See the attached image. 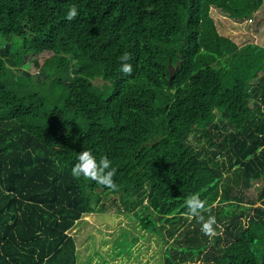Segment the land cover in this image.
<instances>
[{
	"label": "trees",
	"instance_id": "trees-1",
	"mask_svg": "<svg viewBox=\"0 0 264 264\" xmlns=\"http://www.w3.org/2000/svg\"><path fill=\"white\" fill-rule=\"evenodd\" d=\"M262 6L0 0V264H105L95 234L115 232L86 218L107 213L131 252H150L140 264H264V46H238L212 17ZM43 53L50 72L22 69ZM83 150L112 162L117 190L73 177ZM191 194L215 237L185 215Z\"/></svg>",
	"mask_w": 264,
	"mask_h": 264
},
{
	"label": "rangeland",
	"instance_id": "rangeland-1",
	"mask_svg": "<svg viewBox=\"0 0 264 264\" xmlns=\"http://www.w3.org/2000/svg\"><path fill=\"white\" fill-rule=\"evenodd\" d=\"M254 17H251V21L243 20L240 23H233L229 19L225 18L219 13L212 12V17L214 18L215 22L217 23L218 31L224 35L229 37L232 41H234L238 46H241L246 43H253L260 46H264V0H263V6L260 8V10L253 15ZM255 24V25H254ZM252 25V26H250ZM50 53H43L39 56L28 55L27 58L24 61V64L22 65V69L32 73V74H38V72H50L52 68L54 67V63L50 60ZM35 59L37 62V66H35L32 62V59ZM112 199H114V196H111ZM117 201V200H116ZM120 208L121 211H124V208L121 204ZM113 211V208L112 210ZM106 214V213H105ZM107 218L100 222L92 221V218L88 217L86 218L87 221L90 223L98 226L101 225H109L111 229L108 231L103 232H115L113 235H110V233L105 234H95L97 238H95L96 241H100L99 247L101 246V250L98 252L101 255V260L103 259V262L105 264H140V261L143 258H146V255H149L150 252H144L143 254H140V252L136 249L138 245H140V241L136 240L134 241V247H132L133 252H131L130 244L128 243V239L125 236H122L119 238V234L123 233V230L118 229L115 227V223L117 222V218L113 217V214L107 213ZM106 217V216H105ZM100 222V225H99ZM118 233V234H117ZM100 235V236H99ZM122 241L124 251L122 252L124 256L122 259L121 255H118V250L120 246H117L114 250L112 247V243H118ZM149 249V248H148ZM117 254V255H116Z\"/></svg>",
	"mask_w": 264,
	"mask_h": 264
},
{
	"label": "clouds",
	"instance_id": "clouds-1",
	"mask_svg": "<svg viewBox=\"0 0 264 264\" xmlns=\"http://www.w3.org/2000/svg\"><path fill=\"white\" fill-rule=\"evenodd\" d=\"M79 15L78 6L73 4L67 11L66 19L72 21ZM132 56L130 53H123L119 57V71L125 76H131L133 65L130 63ZM117 169L112 166V162L106 157L97 160L90 150H83L77 155V162L72 167V175L75 178L83 177L112 190H117L118 185L114 181ZM186 212L189 218L196 219L201 224V232L208 237L217 235L219 227L215 216L211 215V209L207 202L200 199L199 194H191L185 199ZM206 213H209L207 216Z\"/></svg>",
	"mask_w": 264,
	"mask_h": 264
},
{
	"label": "water",
	"instance_id": "water-1",
	"mask_svg": "<svg viewBox=\"0 0 264 264\" xmlns=\"http://www.w3.org/2000/svg\"><path fill=\"white\" fill-rule=\"evenodd\" d=\"M173 70L172 67L169 66V80L171 79L172 75H173Z\"/></svg>",
	"mask_w": 264,
	"mask_h": 264
}]
</instances>
